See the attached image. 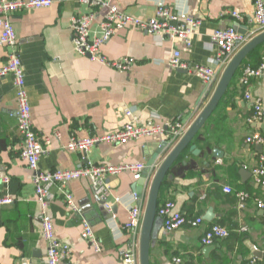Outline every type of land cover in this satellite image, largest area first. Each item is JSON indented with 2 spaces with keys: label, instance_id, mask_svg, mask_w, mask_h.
I'll list each match as a JSON object with an SVG mask.
<instances>
[{
  "label": "crops",
  "instance_id": "1",
  "mask_svg": "<svg viewBox=\"0 0 264 264\" xmlns=\"http://www.w3.org/2000/svg\"><path fill=\"white\" fill-rule=\"evenodd\" d=\"M116 1L126 13L142 19L154 16L162 2L199 17L201 25L190 48L149 31L132 27L117 30L102 51L109 58H133L130 68L120 71L74 51L71 17L90 10L79 0H53L49 7L10 15L17 42L12 48L0 46V65L13 52L20 57L33 127L40 139H50L47 153L38 161L42 171L89 162L146 164L158 143L167 140L165 135L99 143L84 152L69 151L65 145L71 135L87 137L120 128L130 119L128 109L135 113L137 123L151 118L157 122L179 120L190 126L218 80L207 88L193 70L168 66L173 49L180 48L182 59L191 66L212 64L217 48L210 34L215 28L236 26L246 32L253 27V0ZM231 10L238 11L240 18H233ZM104 11L105 8L97 9L96 20ZM262 60L264 43L235 72L215 110L192 139L190 144L196 148H186L167 171L159 191L160 203L172 199L180 212L188 217L201 215L203 223L166 231L159 221L149 245L150 264H246L254 251H264V211L251 201L239 210L234 194L245 190L264 198V184H256L251 173L264 153V141H246L254 133L264 136V72L252 77L249 84L252 97L261 100L260 121L252 119V100L245 99L240 86L244 69L257 67ZM17 108L12 77L0 78V176H8L6 182H0V198L14 199L10 204H0V264H47L42 210L51 216L55 236L70 246L64 264H123L119 251L128 239L123 228L128 211L139 204L144 213L150 182L164 156L149 172L148 184L139 199L134 193L136 178L123 171L108 179L106 207L98 202L86 178L70 180L65 185L74 197L76 210L69 208L55 186L52 198L42 205L35 194L33 172L19 155L22 144L17 131ZM176 143L171 142L170 148ZM215 150L221 155L216 156ZM224 187H230L232 192H225ZM209 210L213 216L210 220L206 219ZM83 217L92 225L99 251L81 236ZM212 223L228 228L229 235L203 245L202 232ZM242 226L248 230L239 231ZM256 259L258 264H264V258Z\"/></svg>",
  "mask_w": 264,
  "mask_h": 264
},
{
  "label": "built area",
  "instance_id": "2",
  "mask_svg": "<svg viewBox=\"0 0 264 264\" xmlns=\"http://www.w3.org/2000/svg\"><path fill=\"white\" fill-rule=\"evenodd\" d=\"M90 10L87 13L74 15L71 17V41L74 51L82 56H87L92 60H98L105 65L120 71L128 70L133 63L130 56L119 58H109L103 51V45L117 32L126 27L136 28L142 31H149L158 38L177 40L184 48H190L192 39L197 29L201 25V19L186 11H176L165 3H158L154 16L142 19L134 17L117 4L116 0H79ZM53 0H0V46L14 47L17 42V35L10 15L23 10L49 7ZM252 28L245 33H240L234 26L226 28H215L210 34L211 42L217 48V55L212 60V64H196L191 66L182 59L181 49L174 48L171 56L167 60L168 66L175 69L193 70L194 73L209 88L219 80L224 68L232 56L251 38L264 31V0H253ZM105 8L102 16L96 20L97 9ZM230 15L238 19L240 13L231 10ZM264 72V60L257 66H247L240 78V86L243 88L244 97L252 100L254 121L262 119V104L259 98H253L249 89L252 77L261 75ZM11 76L16 91L17 100V131L21 138L20 157L29 169L33 172L32 182L35 187L37 200L44 205L47 199L52 198V188L55 186L62 195L65 203L72 210L77 209L74 197L65 188L70 180L86 178L90 181L94 193L102 199L109 195L108 179L123 171L133 173L137 179L143 171V162L131 163H86L82 166L66 169H55L42 171L38 167L40 157L47 153L49 137L39 138L33 127L31 117V107L28 101L25 87V73L20 57L13 52L7 60L0 65V78ZM218 82V81H217ZM126 115L130 116L122 126L109 132L90 135L87 137H77L71 135L65 145L69 151H86L99 143H120L127 140H135L142 137L165 135L171 143L178 142L189 125L173 120L157 122L149 118L143 123H137L135 113L126 110ZM59 136L58 132H55ZM249 143H262L264 136L254 133L246 137ZM253 180L258 185L264 184V153L259 155L258 164L251 171ZM8 176H0V182H6ZM225 192H232L230 187H224ZM237 199V208L243 209L247 202L251 201L256 208L264 211V198L253 195L245 190L234 191ZM14 201L11 196L0 198V204H10ZM157 216L160 218L163 229L173 231L184 225L199 226L203 223V217L197 215L188 217L176 208L172 199L163 200L157 206ZM143 212L141 205L134 204L128 211L127 220L124 223V230L128 233L125 245L120 249L119 254L123 264H138L139 262V230ZM41 233L47 242L46 262L47 264H64L65 259L70 254V246L62 242L55 236L54 226L51 216L46 210L40 214ZM81 236L90 242L96 251L100 250V245L93 232L90 221L83 217L81 219ZM248 227L242 226L239 231H247ZM229 235V230L219 223H212L203 230L200 241L203 245L213 244L216 240ZM180 263V260L174 258ZM27 264V263H23ZM246 264H258L256 257H253Z\"/></svg>",
  "mask_w": 264,
  "mask_h": 264
},
{
  "label": "water",
  "instance_id": "3",
  "mask_svg": "<svg viewBox=\"0 0 264 264\" xmlns=\"http://www.w3.org/2000/svg\"><path fill=\"white\" fill-rule=\"evenodd\" d=\"M236 28V26H234ZM238 32L245 33V30L236 28ZM264 43V31L255 35L251 38L246 44H244L229 60L226 67L224 68L216 86L213 90L211 97L209 98L206 105L202 108L198 116L191 123L189 128L183 134V136L178 140V142L172 147L168 140H163L158 143L157 147L151 154L150 158L147 160L143 171L140 176L136 179L135 183V197L139 199L143 195V191L148 184V174L151 171L152 167L155 166V163L160 160L161 156L164 158L159 163L155 174L150 182L147 200L145 204V209L143 213L140 234H139V262L138 264H150L149 263V245L152 238L155 236L158 223L160 218L157 216V206H158V197L159 191L164 180V177L169 170L170 166L177 160L181 153L188 148L189 150L195 149L194 144H190L194 136L198 133L204 122L212 114L218 105L219 101L223 97L226 89L228 88L233 76L237 69L241 66L244 60L249 56V54L256 49L259 45ZM216 156L221 154L214 151ZM245 175V171H240ZM98 202L102 205H105V199H102L100 196L96 195ZM211 212H207L206 219H211ZM34 254H36L34 252ZM37 256V255H33ZM252 256L258 258H264V251L256 250L252 253Z\"/></svg>",
  "mask_w": 264,
  "mask_h": 264
},
{
  "label": "trees",
  "instance_id": "4",
  "mask_svg": "<svg viewBox=\"0 0 264 264\" xmlns=\"http://www.w3.org/2000/svg\"><path fill=\"white\" fill-rule=\"evenodd\" d=\"M262 44H263V43H262ZM254 50H255V49H254ZM254 50H253V51H254ZM253 51H252V52H253ZM252 52H251V53H252ZM251 53H250V54H251ZM250 54H249V55H250ZM159 203H160V201L158 200V204H159Z\"/></svg>",
  "mask_w": 264,
  "mask_h": 264
}]
</instances>
